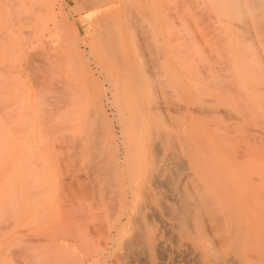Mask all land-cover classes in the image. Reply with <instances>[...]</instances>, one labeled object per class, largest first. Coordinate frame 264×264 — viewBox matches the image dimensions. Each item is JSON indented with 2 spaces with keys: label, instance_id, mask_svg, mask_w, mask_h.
Returning <instances> with one entry per match:
<instances>
[{
  "label": "rangeland",
  "instance_id": "obj_1",
  "mask_svg": "<svg viewBox=\"0 0 264 264\" xmlns=\"http://www.w3.org/2000/svg\"><path fill=\"white\" fill-rule=\"evenodd\" d=\"M162 2H165V5ZM193 2V0H116V5L119 8L126 4L132 10L131 13L139 19L137 27L143 28L144 37L151 46L150 56L153 61V73L164 84V88H166L169 95V103L173 102V104H179L182 107L180 127L184 138V150L190 153L191 143L199 136L204 138H215V135H222V137L234 136L233 140L231 137L230 139L225 138L229 140V144H227L228 146L225 145V149L234 153L236 148H238L237 150L241 148L242 151L240 152H243L241 155L245 157L242 156L243 158H241L240 155L239 157L243 162L245 161L243 165L246 166L244 168L246 169V178L249 181L248 185L259 189L260 196L257 199L260 200L262 210H264V134H260L263 132L258 131V129L263 128L260 123L264 122V33H261L264 32V29L261 31L256 26L257 24H255L250 13H247L243 18L234 16L233 7L229 4L216 2L215 0H199V2L195 0ZM208 2L210 3L208 4ZM85 4H87L86 0H0L1 264H55L56 249L60 245L53 241L52 231L59 223L58 217L56 219L57 215L52 213L54 203L56 205L60 203L62 216L59 217L64 222L69 205L75 200L83 198L80 193L83 172L79 170L81 169L79 165L82 167L81 162L83 163L90 147L86 145L74 147L69 141V136L79 134L82 131L80 121L83 118L87 119L86 130L92 126L94 118L103 119L115 136L119 152L122 153L128 150L129 160L135 157V128L134 124L128 121L129 113L127 109L131 106L132 101L128 98L125 89H116L112 83H108L101 78L102 90L86 87L81 94L77 90L73 91L69 95L75 100L71 107L67 108L66 104L69 100H65L63 94V100L65 101L60 103L59 113L54 109L55 102H50L46 98L48 94V73L55 82L60 81L61 78L62 84L60 85L63 88H65L67 82L70 83L72 82L71 79L77 77L75 71L79 69L78 59L74 58V66L72 67L70 57L64 49V30H68L67 35L70 39L73 38L80 42L81 48L85 50V58L88 59L90 67L96 72L95 67L97 66V70L102 71L103 74L107 73L108 63L104 58V53L96 47L97 35L95 31L98 30V24H95L94 21L101 17L107 23H114L118 19L122 20L123 16L118 15L113 8L108 6L101 7L99 12H96L98 10L86 11ZM171 5L174 8L172 10L169 9ZM200 8H203L201 13ZM214 8L215 12L212 10ZM205 9L206 12H204ZM176 10L179 11H177L178 14ZM198 13L199 16H197ZM216 13H219L218 16ZM230 13L231 15H229ZM108 15L109 17H106ZM171 15L176 19H171ZM197 17H200L199 19L203 18L199 20ZM207 19L208 22L212 19L208 24L209 27L207 26ZM233 19L236 20L237 24ZM217 20L218 22H216ZM219 20L225 24H223L224 28ZM172 21L175 23L173 24ZM213 26L215 32L212 33ZM216 26H218V30ZM117 28L112 35L122 42L124 41L131 62L140 69V58L135 51L138 38L134 36L129 26L123 25L120 29ZM225 29L230 30L227 31L228 34ZM239 36H241L240 39ZM225 39H227L226 45L229 44L228 46L223 45ZM241 40H243V43ZM83 42L87 44L84 45ZM237 42L245 51V55L239 52V50H242L239 49ZM50 43L53 44L48 46ZM89 44L92 46L90 47ZM52 47L54 48L52 49ZM40 48H44L47 54L53 55L52 67H48L50 70L46 71H49L47 74L45 71L39 70V61L36 62V60H39L36 56H38ZM36 52L37 55H34ZM258 56L260 57L258 58ZM230 57L232 63L229 61ZM236 57L239 59L237 60ZM195 58L197 59L194 60ZM31 64L35 69L31 67ZM199 65L203 66L198 67ZM234 65L236 67L238 65L240 70L236 71L238 67L232 68ZM197 68L202 69L203 74L202 71L199 74ZM193 70L196 73L198 72L196 76L202 78L207 76V79L204 81V78L201 79L200 77L198 78L200 81H198L194 72H192ZM191 73L194 76H190ZM204 73L205 76H202ZM222 73L227 76V78H224V82ZM257 78L259 79L257 80ZM233 80L235 82L240 80L241 83L238 82L241 85H239L245 90H242L238 82L236 85ZM216 81L217 84L219 83L218 85L215 84ZM191 82L194 84H191ZM259 83L263 86L262 90H260L261 85ZM201 84L202 87L206 85L203 90L207 86L209 87L208 90L205 89L206 93L200 94ZM197 85H200L198 89H196ZM214 86H217V89ZM199 89L201 90L199 91ZM225 90L230 92H225ZM232 91L235 97H233ZM217 99L222 100L221 103ZM99 100H102L99 106L101 115H96L91 109V104L99 102ZM209 100L213 105L209 104ZM230 102L235 106L233 105V107ZM253 102H256L254 103L255 106ZM198 104H201V107L198 108ZM202 104L210 107V109L206 106L205 109L202 108ZM221 110H224L223 112L227 110L229 113H223ZM259 110L261 113L263 111V114H260ZM119 113H123V115L121 116ZM259 115L263 116V119ZM260 118L262 122L258 120ZM233 121L237 122L236 125ZM236 129L238 131H234ZM239 135L242 139L238 137ZM239 141H241V147L238 146ZM101 150V154H103V147L100 146L98 152H101ZM237 150L236 154L238 153ZM74 156H78V159ZM47 208L48 210L51 209V212H49L52 217L47 216ZM44 213L47 220L44 218L45 221H42ZM39 214L43 217L38 218V220L36 218ZM1 217L4 219L2 220ZM11 222L12 224H10ZM40 222H43V224ZM3 224H7L5 228ZM27 236L29 237L26 238ZM13 238L14 240H12ZM31 238L34 239V242ZM37 238H40V240ZM30 240L35 244L34 246H32L33 243H29ZM61 247L64 248V245ZM20 248H23L24 253L22 249L19 250ZM14 250L16 251L14 252Z\"/></svg>",
  "mask_w": 264,
  "mask_h": 264
},
{
  "label": "bare ground",
  "instance_id": "obj_2",
  "mask_svg": "<svg viewBox=\"0 0 264 264\" xmlns=\"http://www.w3.org/2000/svg\"><path fill=\"white\" fill-rule=\"evenodd\" d=\"M193 1L195 2V0ZM197 1L199 2V0ZM215 1L232 6L234 16L238 18L245 17L247 13L252 14L255 24H257L256 26L263 31L264 0ZM86 3V11L98 10L96 12H99L101 7L108 6L109 8H113L118 15L123 16L122 20L118 19V21L114 23H107L103 21L102 19L104 18L101 19V17L94 21L95 24H98V30L95 31L97 35L95 43L96 47L100 48L104 53V58L108 63L107 73L103 74L102 71L97 70V66L95 67V72L94 69L90 67L88 59L85 58L86 53L85 50L81 48L80 42L73 38L70 39L67 35L68 30H64V49L68 57H70L72 67L74 66V58L78 59L79 69L75 71L77 77L71 79L72 82H70L71 80L69 81L70 83L67 82L65 88L60 85L62 84L61 78L60 81L55 82L50 77L49 71L46 72L50 70L48 67H52L53 55L47 54L44 48H40L38 56H36L39 60H36V62L39 61V70L49 74V79L47 78L48 94L46 98L50 100V102H55L54 109L59 113L60 103L62 101L69 100L66 106L67 108L72 106L75 100L69 97V95L73 93V91L77 90L81 94L86 87L99 88L102 90L101 78L108 83H112L116 89H125L128 98L132 101L131 106L127 109L129 113L128 121L132 122L135 128V157L129 160L128 150L122 153L119 152L115 136L103 119L98 120L94 118L92 126L87 130V119L83 118L80 121L82 131L79 132V134L69 136V141L74 147H80L82 145L90 147L83 163L81 162V164H83L82 167L79 165L81 168L79 170L83 172V175L81 179L82 184L79 182L81 187V189H79L81 192H78L82 194L83 198L75 200L69 205L66 220L64 222H62L59 217L61 215L60 203H57V205L54 203V211H52V213L57 215L56 219L58 217L59 223L56 222L57 226L52 231V234L54 237L53 241L60 245V247L56 249L55 264H264V210H262L260 200L257 199L260 196V191L248 185L249 181L246 178V169L244 168L246 166L243 165L245 161L243 162L239 157V155L241 158L245 157L241 155L243 154V152H240L242 151L241 148L240 150L236 148L238 155L236 154V150L233 153L225 149V145L229 144L228 139H230V137L232 139L234 136L229 135L227 137H222V135H215V138H204L199 136L191 143V152L187 153L184 150V138L180 127L182 107L179 104H173V102L169 103V95L166 88H164V84L161 79L153 73V61L150 56L151 46L144 37L143 28L137 27L139 19L131 13L132 10L126 6V4L118 8L116 0H86ZM209 3L210 2H208V4ZM162 4L165 5V2H162ZM170 8L171 10L174 9L172 5L169 9ZM201 9L203 8L199 10ZM212 10L215 12V8ZM177 11L178 10H176V13ZM202 11L203 10H201L200 13ZM204 12H206V9ZM216 14L218 16L219 13ZM199 15L198 13L197 16ZM229 15H231V13ZM106 17H109V15ZM172 18L175 17L171 15V19ZM211 20L209 22H211ZM235 21L236 20H234V22ZM209 22L207 23L208 27ZM216 22H218V20ZM221 24L224 28L225 24ZM123 25L129 26L134 36L138 38L135 51L140 58V69L136 67V64L134 66V63L131 62L124 41L122 42L112 35L115 29H118L117 27L120 29ZM204 25L206 26V24ZM214 29L213 26V29H211L212 33ZM216 29H219L218 26H216ZM227 31L230 30H226L228 34ZM240 37L241 36L238 38L240 39ZM218 38L220 37L218 36ZM227 39H225L224 46L227 43ZM241 42L243 43V40H241ZM51 44L53 43H50V45L48 44V46H51ZM83 44L86 45L87 43L83 42ZM236 44H238L239 49L242 50L240 47L241 45L238 42ZM89 45L90 47L92 46L91 44ZM238 45L236 46L238 47ZM53 48L54 47H52V49ZM239 52L244 53L245 51L239 50ZM34 55H37V52ZM259 57L260 56H258V58ZM196 59L197 58L194 60ZM238 59L239 58H237V60ZM241 60L242 59H240V61ZM229 61L232 63L231 57ZM250 62L252 61L250 60ZM235 65L232 66V68H235ZM201 66L199 65L198 67ZM31 67L35 69L33 65ZM241 67L243 66L241 65ZM238 68L234 70H240V67ZM198 71L199 74H203L204 72L202 69H198ZM236 71L235 73H237ZM192 72H194V70ZM197 73L195 71L194 75L196 76ZM205 73L202 76H205ZM194 75H192V73L190 74V76ZM222 75L224 76L222 77L224 82V78H227V76L223 73ZM200 77L198 75L196 76L198 81H200V79H198ZM238 77L237 79H239ZM203 78L201 77V79L205 81L207 76ZM258 79L259 78H257V80ZM233 81L235 82V80ZM238 81L241 83L240 80ZM238 81L236 80V85ZM239 82L238 85L240 84ZM191 84L194 83L191 82ZM215 84H217V81ZM259 84L261 85L260 90H262L261 88L263 86L261 83ZM234 85L233 83V86ZM204 86L206 85H203V87ZM220 86H218V88H220ZM199 87L200 85L196 89ZM203 87L201 84L202 90L199 89V91L201 90L202 92L200 91V94L203 92L206 93V90H208L207 88H209L207 86V88L203 90ZM210 88L212 89V87ZM214 88L217 89V86H214ZM221 89L223 88L221 87ZM228 90H225V92ZM232 92L230 93L231 95ZM63 94L65 95V100H63ZM226 95L230 96L228 94ZM223 96L225 95L223 94ZM233 97H235L234 92ZM212 100L214 101V99ZM218 101L221 103L222 100ZM101 102L102 100H99V102L91 104V109L96 115H101L99 112ZM254 103L256 102H253V104ZM209 104L213 105V103H210V100ZM200 105L198 104V108L201 107ZM203 105L204 104H202V108L205 109L206 105ZM230 105L229 107H231ZM233 105L234 104H232V106ZM207 107L208 106H206V108ZM208 109H210V107H208ZM223 111L224 110H221V112ZM225 111L226 112L223 113H229L227 110ZM257 114L259 113L257 112ZM260 114H263V111L262 113L260 112ZM120 115L122 116L123 113ZM259 116L263 119V116ZM97 117L100 118L99 116ZM262 119L260 118L258 120L262 122ZM236 123L237 122H234L235 125ZM260 124L263 128H260L262 131L260 129H258V131L263 132L260 134H264V125H262L264 122ZM212 128L215 129L214 127ZM231 130L233 129L231 128ZM234 131H238V129ZM214 132L216 131L214 130ZM238 137H240V135ZM102 138L105 139L103 140ZM240 139L242 138L240 137ZM239 143L238 146L241 147V141H239ZM98 145L99 147H103V154H101L102 150L98 152ZM229 147L228 150L230 151ZM46 210H48V208ZM49 211L51 212V209L48 210L47 213L44 210L47 216L51 215ZM45 213L43 214L44 217L39 214L36 219H41V217H43L41 219L42 221L47 220L45 218L47 217ZM44 218L45 220H43ZM11 219H14L12 218V214ZM34 219L32 220L35 221ZM10 224H12V222ZM41 224H43V222ZM6 225L3 224L4 228ZM4 235L6 234L4 233ZM28 237L29 236L26 238ZM12 240H14V238ZM33 240L34 239H32V241ZM38 240H40V238ZM32 241L29 243L34 242ZM34 245L33 243L32 246ZM62 245H64V248L61 247ZM21 249L23 252V248L19 250L21 251ZM15 251L16 250H14V252Z\"/></svg>",
  "mask_w": 264,
  "mask_h": 264
}]
</instances>
